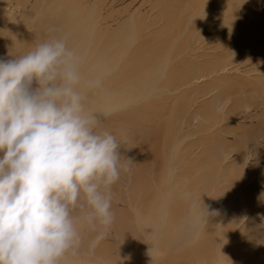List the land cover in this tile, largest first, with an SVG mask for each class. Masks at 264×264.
I'll list each match as a JSON object with an SVG mask.
<instances>
[{
    "label": "rangeland",
    "instance_id": "obj_1",
    "mask_svg": "<svg viewBox=\"0 0 264 264\" xmlns=\"http://www.w3.org/2000/svg\"><path fill=\"white\" fill-rule=\"evenodd\" d=\"M69 2L0 0V60L26 55L54 37L67 40L66 29L60 36L51 33L54 13L44 15L53 6ZM79 2L89 12L93 8L99 26L112 33L110 42L98 49L107 53L98 58L88 55L90 58L81 63L85 81L96 76L100 80L96 70L101 64L121 62L141 42L145 48L151 43L160 46L145 78L123 86L108 81L97 91L82 88L86 108L98 120L101 100L97 98L116 94L110 102L114 110L122 105L133 108L148 99L147 107L142 103L135 108L141 111L137 112L140 116L135 113L124 122L114 119L104 126L122 142L120 152L129 164V170L122 171L112 186V208L137 235L143 233L144 223L152 225L165 206L173 209L184 205L188 213L204 211L200 224L213 230V241L208 242L206 233L210 246L182 257L163 242L171 232L159 239L162 243H155L152 235L143 241L125 242L116 236L117 227L112 225L94 251L86 248V252L77 253L75 262L68 263L264 264V0ZM64 8H60L61 14L67 12ZM174 20L173 27L166 28ZM67 44L76 50V45L68 40ZM162 63L172 71L168 77L155 72ZM147 93L151 95L145 98ZM149 131L161 132L162 157L141 177L140 164L132 156L145 143L144 133ZM139 180L146 186L139 185ZM145 202L151 206L145 207ZM140 204L149 211L142 223L138 218L143 215ZM191 223L199 222H182L174 230L195 242L200 232L191 231ZM86 231L82 229L83 236ZM108 245V256L102 258V248Z\"/></svg>",
    "mask_w": 264,
    "mask_h": 264
},
{
    "label": "clouds",
    "instance_id": "obj_2",
    "mask_svg": "<svg viewBox=\"0 0 264 264\" xmlns=\"http://www.w3.org/2000/svg\"><path fill=\"white\" fill-rule=\"evenodd\" d=\"M81 63L61 37L0 60V264H61L82 229L96 232L94 251L114 223L128 159L86 108L82 88L101 81H85Z\"/></svg>",
    "mask_w": 264,
    "mask_h": 264
},
{
    "label": "bare ground",
    "instance_id": "obj_3",
    "mask_svg": "<svg viewBox=\"0 0 264 264\" xmlns=\"http://www.w3.org/2000/svg\"><path fill=\"white\" fill-rule=\"evenodd\" d=\"M52 3H53V1H52ZM65 4H67V5L65 6ZM65 4L59 3L55 6L52 5L55 8L52 10L48 9L50 11V13L47 12V14H45V15L42 12L43 15L45 16V18H46V16L48 17V14L51 15L54 13V15L52 17H50L51 18L50 21H51V25H52L51 33L57 34L60 36L62 30H65V29L68 30V33H67L68 39L67 40L70 43H73L74 46L75 45L77 46V48L75 50V52L77 54L79 51H81V55H79V54L78 55L82 58V63L86 59L90 58L88 55L94 56V58H98L99 54L107 53V52H103V51L99 52L98 49L104 48L110 42V40L112 38V33L108 29H105L104 27L99 26V24H98L99 22L95 18L96 13H95L94 9L92 8L91 12H89V10H86L85 7L81 6L79 0H70L69 3H65ZM62 7L67 8L66 9L67 12H65L64 14H61V12H60V8H62ZM85 17H86V19H85ZM37 21H39V20H37ZM43 21H44V19H43ZM174 23H175V20L170 21L167 24L166 28H172ZM87 27H89V28H87ZM41 31L44 33L43 29ZM48 34H49V32H48ZM63 37H65V36H63ZM2 46L3 45L0 44V47H2ZM150 46H152V47H150ZM150 46L145 48L144 43L141 42L133 50H130L128 55L123 60H121V62H117L116 60H114L110 63L105 61L104 64H101V67L98 70H96L97 75L98 76L101 75V77H102L100 79L101 84L106 83L108 81H112V82H114L120 86H123V85L131 83V82H137L141 78H145L147 70L149 71L151 69V64L155 63V61H156L155 57L158 54L157 52H159L158 50L160 49L159 45H152V43H151ZM87 70L88 69H85V71H87ZM155 72L159 73L162 77H164V75H166L168 77L170 74H172V71H170V69L168 68V65L163 64V63L159 64L158 66L155 67ZM85 76H86V74L83 75V77H85ZM96 79H98L97 76H96ZM93 90L97 91L96 89H93ZM94 91L90 90L91 94L95 95L96 92H94ZM143 95L145 96V98H147V97H149V95H151V93H147V94H143ZM115 97H116V94L106 95L104 98H97L98 100H101V102L99 104L101 107L99 109L100 120H98V121H99V126L103 129H104V126L111 123L114 119H123V122H124V120H126L127 118H131V117L135 116L136 115L135 113L141 112L140 110H137L138 109L137 107L140 104H142L143 102L138 104L137 106H135L133 108H130L126 105H122V106H119L118 108H116L114 110V108L111 106L110 102ZM160 99L162 100L164 98H160ZM146 101H144V103H143V105L145 107H147L146 105L148 104V103H145ZM157 105L160 106V103H158ZM161 105H162V103H161ZM135 108H137V109H135ZM150 109H151V106H150ZM133 114H135V115H133ZM137 115H139V114L137 113ZM144 134L147 137L145 143L141 147H139L140 148L139 151H137L134 154L132 152L133 156L131 155L133 160L136 163L140 164L138 172H139V175L141 177L147 171L149 174V169H150L151 163H156L157 158L162 157L161 152H160V148H159V138H160L159 135L161 134V132L149 131V132L144 133ZM136 138H137V136L135 137V139ZM123 145L126 146V142ZM130 145H128V146L130 147ZM137 176H136V178H137ZM149 177L150 176H148V178ZM143 179H146V177H143ZM138 183H139V185L142 184L145 186L147 184V183L145 184V182L142 183L141 180H139ZM150 184H151V182H150ZM183 186L184 185H180V188H182ZM191 187H192V185H191ZM182 190L183 189H181V191ZM137 191H140V188L137 187ZM184 191H187V190H184ZM172 194H174V195L176 194L175 188L173 189ZM189 201H191V200H189ZM176 202H178V201H176ZM188 204L189 203L187 202V204H185V205H188ZM144 205H145V207L151 206L147 202H145ZM183 206L184 205L173 208V209H171V206H165L163 208V210L156 215L152 225H149L147 223L143 224V225H147V226H145V229L141 235H137L133 230L127 229V226H126L127 223L125 225L123 220H122L123 218L120 219L118 212L112 208V210L115 214L113 226L117 227V228L115 227L116 228V236L120 237L125 242L126 241L130 242L131 240H134V239L135 240L140 239V241H143L148 236L152 235V237L155 239L154 240L155 243L156 242L162 243L159 239L163 235H165V233L171 232L170 236H165L163 238V242L168 247L175 248L176 249L175 251L177 253H179V255L182 257L192 256V255L196 254L197 252H199L200 250H203L204 248L206 249L207 245L210 246L205 240V234L206 233L209 234V241L208 242L210 243L211 241H213L212 232H211L213 230L210 229L209 227H203L200 224L199 218L202 216H205L206 212L200 211V212H196V213H194V212L188 213V210L185 209ZM138 208H140L141 213H143V215L138 217L139 222L142 223L145 218L149 217V211L147 208L146 209L144 208V210H143V204H140ZM126 218H125V220H127ZM252 219H253V221L258 222V220L256 218L252 217ZM190 220H194V221L199 222L198 224H193V223L190 224V226L192 228L191 231L194 229H196V230L198 229L199 230L198 232H200V236H197V239L195 242L187 241V239L185 238V235L178 233L174 230L182 222H188ZM120 221H122V222H120ZM129 222H130V220H129ZM95 235H96V232L87 230L86 234L84 235V243L80 247V249L77 251V253H80L82 251L86 252L85 249L89 248L88 244ZM256 235H258V233H256ZM108 247H110V245H108L106 248H102L103 249V251L101 252V255L103 256L102 258H105V256L107 255ZM177 248H180V249H177ZM77 253L76 254H71V253L68 254L67 257L69 259H66V260L64 259L61 262V264H69L68 262H75L74 260L78 259ZM110 258L111 257H109L108 259H110Z\"/></svg>",
    "mask_w": 264,
    "mask_h": 264
}]
</instances>
